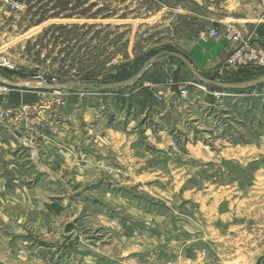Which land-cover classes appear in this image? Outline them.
I'll return each mask as SVG.
<instances>
[{"label":"rangeland","instance_id":"obj_1","mask_svg":"<svg viewBox=\"0 0 264 264\" xmlns=\"http://www.w3.org/2000/svg\"><path fill=\"white\" fill-rule=\"evenodd\" d=\"M263 9L0 0V264H264V83L214 95L162 54L128 85L50 86L124 81L163 50L207 78L263 76L234 48L213 63L222 21Z\"/></svg>","mask_w":264,"mask_h":264},{"label":"water","instance_id":"obj_2","mask_svg":"<svg viewBox=\"0 0 264 264\" xmlns=\"http://www.w3.org/2000/svg\"><path fill=\"white\" fill-rule=\"evenodd\" d=\"M162 54L172 55L174 57L179 58L183 63L187 65V67L189 68L191 74L193 75L195 79H197L198 81L204 84L213 85L224 91L250 89V88L256 87L264 83V75L260 77L252 78L249 80L233 81V82H226V81H221L218 79L207 78L204 75H202L200 71L196 69L193 63L190 62L183 54L176 52V51H172V50H163L161 52L156 53L149 59H147L145 63L143 64L142 68L140 69V71L135 76L129 79H126L124 81L111 82V83H99V84L91 83V82L66 81V82H53L52 84H50V86L51 88H56V89H62V88L72 87V86L73 87L80 86V87H87V88L95 89V90H104V89H111L116 86L128 85L134 82L137 78H139L142 75V73L145 70H147L149 66H151L152 62Z\"/></svg>","mask_w":264,"mask_h":264},{"label":"crops","instance_id":"obj_3","mask_svg":"<svg viewBox=\"0 0 264 264\" xmlns=\"http://www.w3.org/2000/svg\"><path fill=\"white\" fill-rule=\"evenodd\" d=\"M224 23V32L218 35L214 43V53L216 57L213 61L215 65L223 60V54L228 53L233 48L235 33H240L247 40L264 46V9L255 15L232 16ZM222 54V56H221ZM201 67H206V63H198Z\"/></svg>","mask_w":264,"mask_h":264},{"label":"built area","instance_id":"obj_4","mask_svg":"<svg viewBox=\"0 0 264 264\" xmlns=\"http://www.w3.org/2000/svg\"><path fill=\"white\" fill-rule=\"evenodd\" d=\"M210 37L217 35L215 29H210L208 32ZM235 40L233 44L234 50L232 51L228 63L232 66L239 65H253L258 67H264V46L246 38L243 39L239 33H235L233 36ZM0 66L10 68V62L7 57L0 56ZM204 88V87H203ZM214 95H222L223 93L213 92ZM157 98H160L156 95Z\"/></svg>","mask_w":264,"mask_h":264},{"label":"trees","instance_id":"obj_5","mask_svg":"<svg viewBox=\"0 0 264 264\" xmlns=\"http://www.w3.org/2000/svg\"><path fill=\"white\" fill-rule=\"evenodd\" d=\"M109 11H112V10H109ZM112 13H114V15L113 16H116V13L115 12H112ZM112 13H99L101 16H103V17H110V16H112ZM60 14V13H59ZM95 14L96 13H90L89 15L87 14V13H84V12H77L76 10H72V11H70V12H68V13H63V14H61L62 16L61 17H86V18H91V17H94L95 16ZM55 16H59L58 15V13H56V15ZM121 16V15H120ZM123 17H124V15H122ZM121 16V17H122ZM73 25H75L76 27H78L79 28V26H77V24H73ZM72 25V26H73ZM61 26V28L64 30L65 28H67L68 26H69V24L68 23H65V24H62V25H60ZM83 26H85V24L83 25ZM207 85V84H206ZM262 84H260V85H258V86H261ZM210 88H212L213 90H215V91H219V92H226V91H224V90H221L220 88H217V87H215V86H213V85H208ZM257 86V87H258ZM253 88H255V87H253ZM250 89H252V88H250ZM227 91H229V92H231V93H239V92H242L243 90H227Z\"/></svg>","mask_w":264,"mask_h":264},{"label":"bare ground","instance_id":"obj_6","mask_svg":"<svg viewBox=\"0 0 264 264\" xmlns=\"http://www.w3.org/2000/svg\"><path fill=\"white\" fill-rule=\"evenodd\" d=\"M257 87V86H256Z\"/></svg>","mask_w":264,"mask_h":264}]
</instances>
